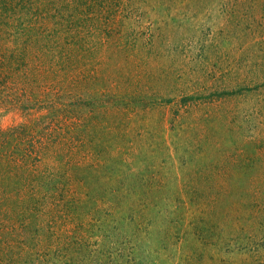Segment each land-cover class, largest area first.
Returning a JSON list of instances; mask_svg holds the SVG:
<instances>
[{
	"label": "rangeland",
	"instance_id": "rangeland-1",
	"mask_svg": "<svg viewBox=\"0 0 264 264\" xmlns=\"http://www.w3.org/2000/svg\"><path fill=\"white\" fill-rule=\"evenodd\" d=\"M0 264H264V0H0Z\"/></svg>",
	"mask_w": 264,
	"mask_h": 264
}]
</instances>
